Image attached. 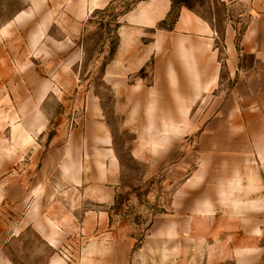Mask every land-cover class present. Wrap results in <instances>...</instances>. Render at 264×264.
Returning a JSON list of instances; mask_svg holds the SVG:
<instances>
[{
	"label": "rangeland",
	"instance_id": "374dc122",
	"mask_svg": "<svg viewBox=\"0 0 264 264\" xmlns=\"http://www.w3.org/2000/svg\"><path fill=\"white\" fill-rule=\"evenodd\" d=\"M104 1L0 0V264H83L82 248L107 230L53 223V200L102 133L121 166L109 226L132 238L118 262L149 264L148 243L167 225L179 232L170 264L206 263L199 210L208 200L220 220L234 212L230 196L256 202L235 212V243L252 231L251 264H264V133H239L232 114L251 92L236 87L244 79L227 68L222 31L218 52L172 31L182 6L212 14L211 0H173L157 29L131 28L126 48L124 16L140 0Z\"/></svg>",
	"mask_w": 264,
	"mask_h": 264
},
{
	"label": "crops",
	"instance_id": "0c3cea01",
	"mask_svg": "<svg viewBox=\"0 0 264 264\" xmlns=\"http://www.w3.org/2000/svg\"><path fill=\"white\" fill-rule=\"evenodd\" d=\"M111 1L113 0L101 4ZM172 8L173 0H140L137 7L124 16L126 26V33L122 38L124 48L128 42L136 41L138 38L136 35L130 37V33L134 34L133 32L138 30L143 37L148 29H157V26L168 18ZM208 8L213 10L212 14L192 12L189 7L182 6L172 31L181 32L182 41L193 43L195 40L214 52L219 51L216 34L222 31L223 44L229 53L226 57L227 68L230 71L233 65L234 72L244 79L237 82L236 87L251 92V98L242 103L245 109H239V113L236 110L232 112L236 123L239 124V133H264V0H211ZM221 8L224 9L223 18L217 14ZM236 11H239L238 14ZM238 26L242 28V33L237 40ZM168 33L170 32L158 31L157 34L162 36ZM154 40L155 43L160 42L159 39ZM155 50V47L150 48L147 57L154 56ZM235 59L236 65L231 63V60ZM172 121L171 117L164 118L167 131L173 130ZM107 134L100 135L99 139L104 140L98 141L97 153L87 152L81 156L78 179L64 188L65 192L59 198L53 200L52 218L55 219L53 223H57L59 218H64L68 220L70 226L75 228L78 226L85 233L89 231L90 226L107 230L97 241L90 242L82 248L83 264H124L123 261L117 260L121 258L125 261L128 256L125 251L132 248V238L128 236L125 227L109 226L112 206L117 200L121 166L111 136ZM228 200L234 206V212L229 210L230 214L220 220H216L208 200L204 208L199 210L196 228L200 236L194 243L197 244L195 248L197 251L207 250V260L204 264L231 262L234 264L238 259L244 264L252 263L253 250L248 245L252 237L247 236V233L252 234V231H243L246 236L242 246L235 243L237 234L235 212L243 206L252 207L257 204L248 198L239 201L229 196ZM64 203H67L66 206H62ZM175 233L179 232L174 226L157 227L146 249L149 264H170V258H173L177 248ZM222 234L228 236L220 237ZM208 236L212 237L211 241H208ZM190 247L194 248V245L190 243ZM238 250L243 251V254L238 255ZM119 251H124V254L123 252L119 254ZM192 255L193 253L190 258Z\"/></svg>",
	"mask_w": 264,
	"mask_h": 264
},
{
	"label": "bare ground",
	"instance_id": "6f19581e",
	"mask_svg": "<svg viewBox=\"0 0 264 264\" xmlns=\"http://www.w3.org/2000/svg\"><path fill=\"white\" fill-rule=\"evenodd\" d=\"M173 128H175L176 130H179V127H177V126H175V125H173Z\"/></svg>",
	"mask_w": 264,
	"mask_h": 264
}]
</instances>
